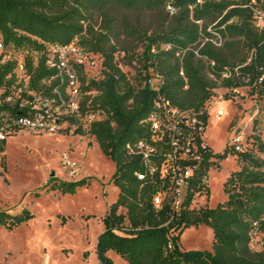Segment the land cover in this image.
<instances>
[{"label":"trees","instance_id":"trees-1","mask_svg":"<svg viewBox=\"0 0 264 264\" xmlns=\"http://www.w3.org/2000/svg\"><path fill=\"white\" fill-rule=\"evenodd\" d=\"M167 3L175 7L174 15L166 11ZM256 11L264 14V0L200 5L196 0H0L6 41L36 47L13 29L50 43L77 39L102 58V78L82 79L85 90L96 91L82 111L97 119L75 131L93 137L114 163L117 197L102 219L94 251L98 264H115L109 252L125 264H264V142L259 135L247 137L240 150L228 146L209 153L215 167L228 154L236 164L222 183L226 197L221 203L190 209L188 197L173 217L169 205L153 206L155 183L137 179L140 158L126 149L149 135L145 120L162 100L206 123L205 105L214 89L248 87L264 114V27L255 25ZM52 73L39 64L33 82ZM260 123L256 118L254 127ZM4 145L0 142V155ZM88 183L87 178L61 181L52 175L43 189L73 195ZM31 217L25 207L15 213L0 207V227L7 230ZM198 224L211 229V250H182L181 233Z\"/></svg>","mask_w":264,"mask_h":264},{"label":"rangeland","instance_id":"rangeland-1","mask_svg":"<svg viewBox=\"0 0 264 264\" xmlns=\"http://www.w3.org/2000/svg\"><path fill=\"white\" fill-rule=\"evenodd\" d=\"M129 77L134 71L123 67ZM95 75V71L91 73ZM222 102L225 115L209 117L203 138L213 153H221L236 135L244 142L252 134L264 142V114L248 87L213 90ZM230 101V102H229ZM261 122L254 127V121ZM77 164L78 175L67 176L61 157ZM236 164L231 155L210 171L206 197L196 199L192 208H214L225 199L222 183ZM114 163L88 134L60 132L37 135L27 131L8 136L0 155V207L9 213L25 207L32 217L12 230L0 227V262L4 264H98L95 255L97 237L103 231L102 219L109 203L117 197L112 183ZM53 175L61 181L87 178L89 183L73 195L45 191L43 186ZM38 191L39 196L34 197ZM184 251H210L211 229L205 224L192 225L179 238ZM254 248H257L253 243ZM115 264L125 262L113 252Z\"/></svg>","mask_w":264,"mask_h":264},{"label":"built area","instance_id":"built-area-1","mask_svg":"<svg viewBox=\"0 0 264 264\" xmlns=\"http://www.w3.org/2000/svg\"><path fill=\"white\" fill-rule=\"evenodd\" d=\"M204 1L196 0V4ZM166 11L169 15L176 13L171 3L166 4ZM254 17L255 25L263 28L264 14L256 11ZM13 32L30 39L36 47L16 46L6 41L0 29V142H6L8 136L20 131L37 135L75 132L97 119L94 114L82 111L96 95V91L83 88L82 79L97 81L102 78V58L84 50L77 39L59 44L18 29ZM39 64L53 73L33 82ZM93 71L95 75H91ZM230 90L236 92V89ZM222 102L215 96L207 101L205 111L209 117L214 120L224 117ZM145 123L149 135L127 144L126 149L130 155L140 158L142 171L135 173L137 179L155 183L153 206L160 209L164 203L169 205L173 217L185 207L188 197H191V209L196 199L207 196L210 171L216 166L203 138L207 122L202 123L198 117L180 112L168 100H162L157 102L156 110ZM242 143L238 134L229 146L237 151ZM61 165L69 178L78 175L77 164L67 156L61 157Z\"/></svg>","mask_w":264,"mask_h":264},{"label":"crops","instance_id":"crops-1","mask_svg":"<svg viewBox=\"0 0 264 264\" xmlns=\"http://www.w3.org/2000/svg\"><path fill=\"white\" fill-rule=\"evenodd\" d=\"M110 253V252H109ZM109 253H108V255H109Z\"/></svg>","mask_w":264,"mask_h":264}]
</instances>
